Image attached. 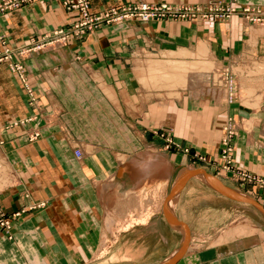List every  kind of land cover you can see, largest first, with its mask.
<instances>
[{
	"label": "crops",
	"instance_id": "obj_1",
	"mask_svg": "<svg viewBox=\"0 0 264 264\" xmlns=\"http://www.w3.org/2000/svg\"><path fill=\"white\" fill-rule=\"evenodd\" d=\"M64 1L38 0L0 15L8 44L26 45L78 20ZM88 1L97 13L135 3L206 6L216 0ZM237 1L264 10V0ZM210 55L229 69L240 93L245 84L242 101L216 99L219 87L213 98H201L210 94L211 75L203 87L193 82L157 92L143 86L141 70L151 62L221 67ZM16 61L32 93L7 63L0 65V204L9 215L25 212L13 221V240L0 230V264H264L261 236L216 238L244 219L264 228L255 217L259 210L233 197H247L243 188L187 167L186 157L165 153L151 132L172 129L179 145L218 155L223 122L233 116L241 125L236 164L264 177V26L238 15L223 22L132 21ZM161 158L172 164L171 178L159 189L141 188L140 201L132 202L130 166ZM176 191L168 209L166 199ZM150 206L146 223L120 229ZM108 208L118 222L113 232L105 227ZM200 238L205 245L189 250Z\"/></svg>",
	"mask_w": 264,
	"mask_h": 264
},
{
	"label": "built area",
	"instance_id": "obj_2",
	"mask_svg": "<svg viewBox=\"0 0 264 264\" xmlns=\"http://www.w3.org/2000/svg\"><path fill=\"white\" fill-rule=\"evenodd\" d=\"M38 0H0V15L7 12L21 9ZM236 0L213 1L202 6H180L169 3L148 4L135 3L114 7L103 12L94 13L91 11L88 0H65L63 6L76 11L79 19L69 24L67 27L59 28L52 33L46 34L38 39H31L26 45L14 48L8 44L5 34L0 25V65L7 63L10 70L20 75L29 93H32L25 75L24 65L17 62L16 58H24L31 54L68 46L73 41L83 39L104 27L122 26L132 21L148 23L150 21H176L202 19L205 21L219 20L227 21L235 15H241L251 24L260 25L264 22L261 9L253 8L252 5L235 6ZM234 126L227 129L225 144V160L232 158V137L235 131ZM38 135H35L36 138ZM78 158L82 157L81 151H76ZM229 162V161H228ZM23 212V211H22ZM22 212L13 216H8L0 204V227L6 230V235L12 238L13 219L22 216Z\"/></svg>",
	"mask_w": 264,
	"mask_h": 264
},
{
	"label": "rangeland",
	"instance_id": "obj_3",
	"mask_svg": "<svg viewBox=\"0 0 264 264\" xmlns=\"http://www.w3.org/2000/svg\"><path fill=\"white\" fill-rule=\"evenodd\" d=\"M219 1V0H216ZM235 6L240 7L241 5L238 4V1L236 0ZM245 5H252L253 8H258L255 5H253L251 2ZM205 7V6H202ZM258 9H261L260 7ZM262 15L264 16V10H261ZM237 16V15H235ZM241 16V15H238ZM242 17V16H241ZM264 20V17H263ZM211 21H216V22H221L219 20H211ZM228 21V20H227ZM249 22V21H248ZM254 26L256 24H253ZM260 26H264V22L262 24H260ZM151 57V56H150ZM149 57V58H150ZM146 58V59H149ZM153 60H165L164 59H155L153 57H151ZM210 60H212L213 62H216L210 55ZM217 64H220L218 62H216ZM221 67L219 66H215V71L211 72V78L210 81H207L210 83V94L209 93H204L202 95L201 98L210 96L211 98H213V93L212 91H214V89L216 90V88H221L220 90H218V93L216 94V99L221 98L223 99V97L226 98V102H228L229 104H234L238 101V99H243L244 97V93H246L245 90V84H243V82L241 81V93H240V86L238 85V82L236 81L235 77H233L230 74L229 69L224 68L221 64ZM216 74V75H213ZM210 76V75H209ZM214 76H216V83L215 82V78ZM206 81L202 80L199 84L201 87L206 86L208 83ZM187 88V87H186ZM191 93L190 95L193 96L194 98V92L192 90H189ZM224 93H223V92ZM226 91V92H225ZM209 92V91H208ZM228 92V93H227ZM171 101V100H169ZM168 101V102H169ZM232 130L235 131L234 136L232 137V158L231 160H225L224 156L225 154V150H227V146L225 144V138H227V129H229L230 127H232ZM238 128H241V125L239 124V121L237 119H235L233 116H226L225 120L223 122V126H222V133H221V137H220V142H219V154L218 155H212L209 156L207 154H202L199 151L195 150L194 148L190 147V146H185V145H179L174 137V133L172 131V129H155L152 130V134L154 136H156L159 140H160V146L161 149L167 153L168 155H172V154H178L181 155L183 157L187 158V167H191V168H195V169H199V170H203L205 172H207L208 174L212 173L215 177H218L219 179L222 180H226V179H231L233 180L236 184H238L241 188V193L247 195V197L257 201L263 208H264V177L261 176L260 174L254 173V172H250L248 170L242 169L240 167H238V165L235 162L234 159V142H235V138L238 132ZM154 150V149H153ZM166 159V158H165ZM160 159H158L157 161H159ZM167 160V159H166ZM157 161H151V162H134L131 166L130 169H137V168H144L146 167L145 165H150L151 163L157 162ZM229 161V162H228ZM125 162V161H124ZM137 165H134V164ZM180 172L182 170L185 169V167H180ZM172 175V174H171ZM171 175L169 177V179L171 178ZM133 176V175H132ZM133 180L135 181L134 177ZM150 179H146L143 180L142 185L138 186L137 182H134V187H133V192L135 191V194L133 197H131V201H140V194L138 193L140 191L141 188H156L159 189V186L161 183H163L165 181L164 178L161 177H155L153 180H151V182L149 181ZM145 181V183H144ZM107 192L109 191L106 188ZM173 193V192H172ZM168 195L166 201H167V208L169 209V205H170V200L173 197V194ZM103 194H106V192L104 191ZM109 196H106L104 199V203H109ZM255 209L257 210V208L255 207ZM153 207L150 206L149 208H147V210H141V211H137L138 212V216L134 217L133 215H131L127 221L120 226L121 230H128L130 229L133 225L135 224H143L146 223L147 220L149 219V217L151 216V214L153 213ZM258 211V210H257ZM25 212V211H23ZM22 212V213H23ZM253 211L249 210V213H252ZM117 213V212H116ZM7 214V213H6ZM8 216H13V215H9ZM255 217L257 218L258 221H262L263 225H264V216L261 214V212L258 211L257 216L255 215ZM21 218V217H20ZM18 218V219H20ZM15 219H13L14 221ZM247 220L250 223L249 224H253V228L254 226H257L259 228V230H261L264 233V228L260 227L259 225H257L255 222H251L250 219H244V221ZM240 222V221H237ZM117 219H116V215L114 214V212L108 208L107 212H106V217H105V227L107 232H113L114 227L117 225ZM236 223V222H235ZM234 223V224H235ZM233 226V224L231 225V227ZM236 226V224L234 225ZM230 229V227L226 230H223L222 233L216 237L218 239H224L226 237V233H228V230ZM1 232L7 237V239L9 240H13L14 236L12 233V238H9L8 235H6V230L0 227ZM13 230V229H12ZM252 235H258V234H251ZM250 236V235H248ZM264 239V238H263ZM199 240H202V238H200ZM198 240V241H199ZM189 241V238H187V242ZM198 241H194L192 243H190V248L189 250H193V249H197L200 248V246H204V243H198ZM203 244V245H202ZM214 244V243H213ZM104 248H106L108 246V244L106 242L103 243ZM187 247L189 246V243H186ZM186 247V246H185ZM186 247V248H187Z\"/></svg>",
	"mask_w": 264,
	"mask_h": 264
},
{
	"label": "bare ground",
	"instance_id": "obj_4",
	"mask_svg": "<svg viewBox=\"0 0 264 264\" xmlns=\"http://www.w3.org/2000/svg\"><path fill=\"white\" fill-rule=\"evenodd\" d=\"M213 68V65L208 63L207 61H201L198 63L169 62L168 64L161 62H151L146 71L141 70L142 74H145L146 72V77L142 75V82L145 89L157 92L176 88L182 89L186 87H191L193 85V82L194 84H199L202 80L209 77V75H211V72H214ZM152 94L155 97H160L162 95V93ZM166 94H168L170 97H174L175 95V93ZM126 159L127 158L125 157L120 158V160L123 162L126 161ZM134 165L137 164L135 163ZM145 166L146 167L144 168L130 169L131 175H133L138 186L142 185L143 180L150 179L149 181L151 182V180H153L155 177H165L167 178L166 180H169V177L173 171L172 164L164 158H161L159 161ZM176 194L177 191L173 195L172 199ZM173 205H175V203ZM249 223L250 222L247 220H241L240 222H236V226H234L235 224H233L232 227L230 226L228 233H226V237H235L237 235L251 236V234H258L259 236L264 238V233L259 230L257 226H254L253 228V224ZM199 242L204 243L202 240H199L198 243ZM187 243H189V241Z\"/></svg>",
	"mask_w": 264,
	"mask_h": 264
},
{
	"label": "water",
	"instance_id": "obj_5",
	"mask_svg": "<svg viewBox=\"0 0 264 264\" xmlns=\"http://www.w3.org/2000/svg\"><path fill=\"white\" fill-rule=\"evenodd\" d=\"M207 179L212 183L214 184L217 188H219L221 191L223 192H226V193H229L227 190H225L220 184H218L216 181H214L210 176L206 175ZM233 196V194H232ZM235 198H238L242 201H246L252 205H254L260 212L261 214L264 216V208L258 203L256 202L255 200L249 198V197H245V196H239V195H235L233 196Z\"/></svg>",
	"mask_w": 264,
	"mask_h": 264
}]
</instances>
